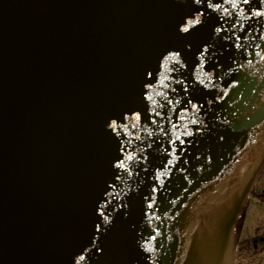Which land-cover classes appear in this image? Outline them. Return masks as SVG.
<instances>
[{"label": "water", "instance_id": "95a60500", "mask_svg": "<svg viewBox=\"0 0 264 264\" xmlns=\"http://www.w3.org/2000/svg\"><path fill=\"white\" fill-rule=\"evenodd\" d=\"M256 12L0 0V264H234L264 165Z\"/></svg>", "mask_w": 264, "mask_h": 264}, {"label": "flooded vegetation", "instance_id": "af4514ba", "mask_svg": "<svg viewBox=\"0 0 264 264\" xmlns=\"http://www.w3.org/2000/svg\"><path fill=\"white\" fill-rule=\"evenodd\" d=\"M264 170V168H263ZM261 171L259 178L252 190V193L249 197V200L254 199L252 196L253 193L257 194V188L259 185V179L261 178L262 172ZM260 196L262 199V202L264 203V187L260 189ZM255 200V199H254ZM261 202V201H260ZM259 201L255 200L254 203H256L257 207L260 204L259 211L257 212L258 216H256L254 223L255 226L249 227L248 221L251 217H254L253 215V208L250 209L248 212H244L241 215V218L236 223L235 227V245H236V260L241 258V255L244 254H250L249 257L253 259L254 254H262L264 253V204L260 203ZM244 233H246V236L244 237ZM244 238V239H243ZM252 264H264V257L260 258V260L251 261Z\"/></svg>", "mask_w": 264, "mask_h": 264}, {"label": "snow or ice", "instance_id": "6c2138e0", "mask_svg": "<svg viewBox=\"0 0 264 264\" xmlns=\"http://www.w3.org/2000/svg\"><path fill=\"white\" fill-rule=\"evenodd\" d=\"M241 2L243 3V4H249L250 3V0H241ZM195 3H197V4H199V3H202V0H195ZM260 3H262V4H264V0H260ZM220 5L219 4H217L216 5V7H219ZM208 7H212V3H208ZM194 11L195 12H197V13H199V9L198 8H196V9H194ZM255 15H259V16H264V12H256L255 13ZM202 21H198V20H195V18H193V27H195V25L197 24V23H201ZM183 31H185V32H187V31H189V29L188 28H184L183 29ZM216 31L217 32H219V31H221V29L220 28H217L216 29ZM169 55H175V56H179V53L177 52V53H169ZM163 59L164 60H167L168 59V56L166 55V56H164L163 57ZM179 61H177V63H178ZM147 75L149 76V77H152V73H147ZM150 84H151V81H149V84L147 85V86H150ZM146 86V87H147ZM143 97H144V100L145 101H150L151 100V97L148 95V93H147V91H145L144 93H143ZM193 107H196L195 105H193ZM153 115H155V113L154 112H152V111H149L148 112V116L150 117V116H153ZM131 117H135L136 119H139L140 118V113L138 112V111H131L130 113H125V114H123L122 115V117L120 118L121 119V121H123V120H127V119H129V118H131ZM127 125H125V127H126ZM108 127L109 128H112L113 130H115L117 127H118V125H117V121L116 120H112L109 124H108ZM170 143H175L174 141H170ZM118 160H119V158H118ZM168 164H171L172 162H171V160H168V162H167ZM117 166L118 167H123V163H122V161H120L118 164H117ZM149 206H151V205H149ZM105 219H106V217H105ZM80 259L81 260H83L84 259V257H80Z\"/></svg>", "mask_w": 264, "mask_h": 264}, {"label": "rangeland", "instance_id": "374dc122", "mask_svg": "<svg viewBox=\"0 0 264 264\" xmlns=\"http://www.w3.org/2000/svg\"><path fill=\"white\" fill-rule=\"evenodd\" d=\"M259 187L256 189L257 190V194H255V193H253L254 195L252 196L255 200H257V201H261L260 203H262V204H264L263 202H262V199H261V196H260V189L261 188H263L264 187V170H263V172H262V175H261V178L259 179ZM254 199H252V200H249L248 199V201H247V203H246V206H245V209H244V212H248L250 209H252L253 210V215H254V217H251L250 219H249V221H248V224H249V227L251 228L252 226H255L254 225V223H256V221H255V218H256V216H258V214H257V212L259 211V208L261 207L260 206V204H259V206L257 207L256 205V203H254ZM243 212V213H244ZM246 236V233H244V237ZM244 239V238H243ZM250 256V254H242L241 255V258L240 259H238L237 260V262L235 263V264H252L251 263V261L252 260H255V261H258V260H260V258H263L264 257V253H262V254H259V253H257V254H254L253 255V259H251V257H249Z\"/></svg>", "mask_w": 264, "mask_h": 264}]
</instances>
